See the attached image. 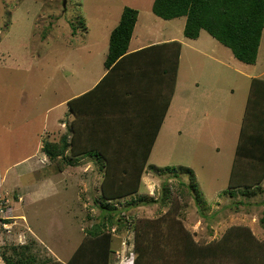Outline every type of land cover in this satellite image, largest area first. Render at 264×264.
<instances>
[{
    "label": "rangeland",
    "instance_id": "obj_1",
    "mask_svg": "<svg viewBox=\"0 0 264 264\" xmlns=\"http://www.w3.org/2000/svg\"><path fill=\"white\" fill-rule=\"evenodd\" d=\"M153 2L0 0V264H7L4 257L17 260L13 249L21 247H28L32 264L67 263L87 230L99 223L113 232L116 256L111 264H134V224L160 219L173 204L198 243L218 240L232 226H245L264 242V182L254 197L243 196L241 189L231 196L228 190L249 76L264 79V32L256 65H247L209 40L206 31L198 41L185 39V17L158 18ZM125 7L139 12L136 34L162 26L178 41L185 39V45L175 104L142 175L141 189L109 202L103 199V170L91 159L93 153L85 159L68 151L65 161L59 160L64 166L59 171L58 160L51 162L43 147L70 133L68 106L59 104L74 92L94 88L106 72L110 34ZM196 42L213 45L197 53ZM210 52L222 54L232 68H210L214 61L204 56ZM178 167L191 169L194 178L174 175L171 169ZM135 178L134 173L130 179ZM192 183L197 190L189 194ZM107 204L116 207V221L123 219V225L106 221Z\"/></svg>",
    "mask_w": 264,
    "mask_h": 264
},
{
    "label": "trees",
    "instance_id": "obj_2",
    "mask_svg": "<svg viewBox=\"0 0 264 264\" xmlns=\"http://www.w3.org/2000/svg\"><path fill=\"white\" fill-rule=\"evenodd\" d=\"M152 10L157 17L166 21L185 17L186 38L197 40L201 32L206 31L222 46L230 49L238 61L247 65H256L264 32V0H154ZM138 15V10L125 7L119 24L111 32L105 60V67L109 72L102 81L100 91L113 73L122 66L123 61L149 49L173 47L174 71L171 77L169 67L168 97L164 108L157 116L152 113L151 117L145 118L137 127L140 136L147 133V138L150 139L145 147L147 151L131 154L141 159L135 165L131 164L123 168L110 165L108 160L106 165L100 168L104 171L103 199L109 202L133 196L140 191L142 175L148 167L153 147L165 121L179 71L182 51V43L179 41L152 46L131 55L128 53ZM98 91L99 89L92 91L88 99L95 98ZM86 97L77 98L69 103V107H73V112L79 107L77 105L85 103V107L93 104L94 101L86 100ZM80 112L75 113L74 123L70 126V129H74L73 134L63 135L58 142L49 141L44 144V154L51 162L57 163L58 160L59 171L64 170L59 160L65 161L68 151L77 158L91 153L103 154L100 151H81L78 147L80 136L77 121L81 120V115L85 116L84 110ZM96 122L92 121L91 124L94 125ZM171 170L176 176L182 173L194 178L193 171L189 168L178 167ZM134 173L136 178L131 180L130 177ZM263 182L264 79L254 78L239 131L228 190L231 196H234L235 190L241 189L243 196L254 197L261 192ZM187 190L192 194L197 187L192 183ZM167 200L168 197L165 196L163 203ZM173 206L160 219L139 222L136 226L134 224V264H264V242L256 239L249 228L232 226L220 239L210 243H198L186 230L176 212L178 209L175 208V204ZM103 208L106 209L104 216L110 225L113 226L114 223L123 225V219L119 218V222L116 221L115 206L107 204ZM112 243L113 232L108 229L106 223L94 225L87 230L85 240L66 264H111L112 258L116 256ZM21 249L20 251L17 248L13 249V254L18 256L17 260L12 256L4 257L6 263L32 264L34 258L27 257L28 247Z\"/></svg>",
    "mask_w": 264,
    "mask_h": 264
},
{
    "label": "crops",
    "instance_id": "obj_3",
    "mask_svg": "<svg viewBox=\"0 0 264 264\" xmlns=\"http://www.w3.org/2000/svg\"><path fill=\"white\" fill-rule=\"evenodd\" d=\"M139 17L140 15H138V21L136 23L134 33L129 45L128 53L130 55L138 53L145 49H149L152 46L165 45L174 41H178L179 38L174 36V32L171 29L167 30L166 27L163 28L162 26H158L157 28H155L154 26L155 29L152 30V33L143 31L136 34L140 26ZM164 33L167 38H163ZM141 36L144 37L140 39ZM200 37L197 40L193 41H198ZM210 38L211 39L209 40H215L212 36ZM185 39L181 40V42L179 41L180 43H182L180 60L183 54ZM194 44V50L197 53H201L202 50L208 52L210 50V45H213L212 43L208 44L207 42H196ZM197 44L199 45V48ZM149 50L141 53L140 55H136L134 57L132 56L123 61L122 63L124 65L121 63L122 66L117 69L118 72L113 73L109 80L103 85V87H101V91L100 86L103 79L108 74V70H106V72L102 74L99 81L97 82V85L94 88L86 89L80 93L74 92L71 96H68L59 104H65L68 106V114L70 115V120H68L69 127L74 123L75 113L80 112L83 108L85 116L81 115V120L77 121V125L79 128L78 132L80 136L78 147H80L81 151L91 150L96 152L100 151L101 153L103 152L102 155L94 153L93 156L95 155V158L91 157L92 160L97 159L96 161H99L98 164L96 163L99 168H101L104 164L106 165V162H108V160H110V165L119 168L128 167L131 164L135 165L136 162L141 158H135V156H132L131 154L134 152L147 151L145 147H147L150 140L149 138H147L148 134L145 133L141 134L140 136L137 132V127L145 120V118L148 119V117H151L152 113H155V115L157 116V114H159V112L164 108L168 97L169 67L171 68V77H173L174 71L173 47H166V49L157 48L151 49L150 51ZM204 56H207L214 61V63H209L210 68L213 67L216 69L220 66L225 65L227 72L230 68H232L231 64L227 63L226 61L224 62V59L220 58L222 54L221 56L217 57L210 52L209 54H204ZM234 59L236 58L234 57ZM231 60H233V58H231ZM204 73L205 71H203V73H200L199 81H203L202 76ZM254 78L257 77L249 76L250 87ZM178 82L179 76L177 77L176 86L174 88V95L169 106L165 121L169 116L173 104H175ZM197 84L200 85L199 82ZM229 85L233 86L231 82H229ZM95 89H99L96 97L88 99V95ZM231 92L235 96V89H232ZM85 96H87L86 100H93V104H88L85 107V103H83V105H77L79 107L77 108L76 112H73V107L71 105L72 108H70L69 103L73 102L77 98ZM92 121L97 122L92 125ZM72 131L74 132L73 128L70 129V133L68 134H73ZM159 135L160 133L158 134V137ZM87 156L88 155H86L84 158L86 159ZM103 176L104 171L102 173V179ZM59 262L62 264H66L62 261Z\"/></svg>",
    "mask_w": 264,
    "mask_h": 264
},
{
    "label": "clouds",
    "instance_id": "obj_4",
    "mask_svg": "<svg viewBox=\"0 0 264 264\" xmlns=\"http://www.w3.org/2000/svg\"><path fill=\"white\" fill-rule=\"evenodd\" d=\"M132 256H133V258H132V257H131V258H132V260H133V259H134V255H132ZM133 263H134V260H133Z\"/></svg>",
    "mask_w": 264,
    "mask_h": 264
}]
</instances>
